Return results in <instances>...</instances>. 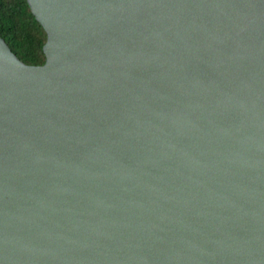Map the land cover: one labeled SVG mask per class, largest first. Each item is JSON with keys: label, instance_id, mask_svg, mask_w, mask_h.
<instances>
[{"label": "water", "instance_id": "1", "mask_svg": "<svg viewBox=\"0 0 264 264\" xmlns=\"http://www.w3.org/2000/svg\"><path fill=\"white\" fill-rule=\"evenodd\" d=\"M0 36V264H264V0H28Z\"/></svg>", "mask_w": 264, "mask_h": 264}, {"label": "trees", "instance_id": "2", "mask_svg": "<svg viewBox=\"0 0 264 264\" xmlns=\"http://www.w3.org/2000/svg\"><path fill=\"white\" fill-rule=\"evenodd\" d=\"M0 36L25 63H45L47 32L33 14L28 0H0Z\"/></svg>", "mask_w": 264, "mask_h": 264}]
</instances>
